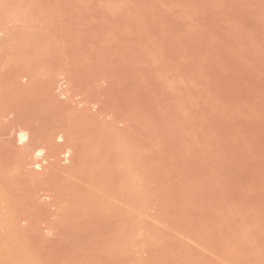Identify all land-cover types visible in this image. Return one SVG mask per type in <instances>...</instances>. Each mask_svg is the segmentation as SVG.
I'll use <instances>...</instances> for the list:
<instances>
[{
    "label": "rangeland",
    "instance_id": "obj_1",
    "mask_svg": "<svg viewBox=\"0 0 264 264\" xmlns=\"http://www.w3.org/2000/svg\"><path fill=\"white\" fill-rule=\"evenodd\" d=\"M0 202V264H264V0H0Z\"/></svg>",
    "mask_w": 264,
    "mask_h": 264
},
{
    "label": "bare ground",
    "instance_id": "obj_2",
    "mask_svg": "<svg viewBox=\"0 0 264 264\" xmlns=\"http://www.w3.org/2000/svg\"><path fill=\"white\" fill-rule=\"evenodd\" d=\"M37 135H38V134H37ZM40 135H41V134H40ZM43 137H44V136H42V135H41V136L38 135V138H39V139H40V138H43ZM19 140H20V142L25 141V140H26V136L23 135V134L20 135V139H19ZM40 140H42V139H40ZM76 143H77V142H76ZM76 143L74 144V146L76 145ZM80 145H81V143H80ZM77 147H78V146H77ZM75 149H76V147H75ZM79 149H80V147H79ZM38 152H39V151H38ZM76 152H77V151H76ZM81 152H82V151H81ZM40 153H42V152L40 151ZM83 153H84V152H83ZM78 155H80V154H78ZM80 156H81V155H80ZM84 157H85V156H81V158H79V159L82 160ZM84 159H85V158H84ZM84 159H83L84 162L81 161V163H83V164H81L80 166H82V165L84 166V163L86 164V162H85ZM79 161H80V160H79ZM38 163H40V162H38ZM38 166H40V165H38ZM83 166H82V167H83ZM1 202H2V201H1ZM1 202H0V204H1ZM1 205H2V204H1ZM2 208H3V206H2L0 209H2ZM1 212H2V213H5V214H4L5 216L0 215V218H1V216H3V217L1 218L2 220L5 219V220H3L2 222H4L6 226L9 225L8 227L13 226V225L15 224V221H14L13 217L10 215L11 213L9 214L8 211L4 212V208L2 209ZM7 212H8V213H7ZM7 214H8V215H7ZM8 218H9V222H8ZM11 218H12V219H11ZM5 221H6V222H5ZM13 221H14V223H13ZM12 224H13V225H12ZM14 226H15V225H14ZM14 226H13V227H14ZM13 227H12V228H13ZM13 230H14V228H13ZM14 231H15V232H18L17 230H14ZM15 232H14V233H15ZM19 233H20V232H19Z\"/></svg>",
    "mask_w": 264,
    "mask_h": 264
}]
</instances>
